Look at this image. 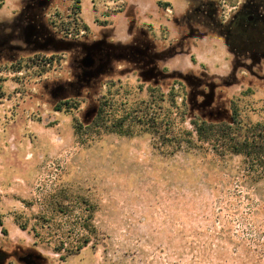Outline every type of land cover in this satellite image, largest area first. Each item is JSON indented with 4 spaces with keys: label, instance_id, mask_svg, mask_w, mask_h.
<instances>
[{
    "label": "rangeland",
    "instance_id": "rangeland-1",
    "mask_svg": "<svg viewBox=\"0 0 264 264\" xmlns=\"http://www.w3.org/2000/svg\"><path fill=\"white\" fill-rule=\"evenodd\" d=\"M33 1L0 0L6 32ZM212 1L219 16L229 15V0ZM192 5L81 0L80 13L78 0H40L33 8L34 21L24 20L13 41L18 52L24 59L37 50L66 57L48 72L0 63L2 250L33 249L42 264H264L263 169L241 155L219 157L208 143L183 141L186 130L196 136V116L231 120L233 101L246 124L264 122V58L246 67L252 58H238L219 33L182 17ZM61 17L80 28L87 22V35H55L51 21ZM82 42L93 52L105 45L112 55L85 72L76 50ZM128 44L140 58L116 61L114 52ZM150 85L166 94L149 110L160 133L138 119L130 134L87 126L103 94L113 122L149 104ZM69 96L79 106L56 109ZM163 131L172 140L163 143ZM88 216L97 228L92 241L67 256ZM3 264L22 263L11 256Z\"/></svg>",
    "mask_w": 264,
    "mask_h": 264
},
{
    "label": "trees",
    "instance_id": "trees-1",
    "mask_svg": "<svg viewBox=\"0 0 264 264\" xmlns=\"http://www.w3.org/2000/svg\"><path fill=\"white\" fill-rule=\"evenodd\" d=\"M168 3V2H167ZM81 13V0H78V6ZM73 18H70L68 21L62 17L59 21L52 20L53 28L64 35L77 36L82 33H87L89 31V25L87 22L84 23L83 28H80L77 23L72 25ZM16 67L18 70H22L28 64L32 66H37V72H48V69L54 65V62L50 57L45 56L38 58H27L19 61ZM181 83L180 88H185V85ZM172 97L175 100L177 93L176 84L172 86ZM149 91L151 93V101L149 104H146L144 108L142 106H135L129 108L130 110L127 114L117 119L116 121H110V110L109 107L112 104H109V98L107 95L103 94L99 98L98 107L96 110L93 119L87 126L89 128L98 127L100 129L107 130L109 132H118L124 134L131 133V124L138 121L146 125L147 130L150 132L160 133L159 123L153 113H149V110L153 106V103H156V99L161 97L163 101L165 99V93L161 91L160 86H149ZM186 98V96H185ZM184 98V106L186 105V99ZM77 98H72L56 103V109L61 108H74L79 106V101ZM231 120H222V121H209L204 119L201 116H196L192 119V124L194 125L196 136L192 131H185L187 138L183 141L187 143L189 147H203V143H208L215 154L219 157H225L227 155H241L245 160L255 164L257 167L263 169L262 174L264 176V122L257 121L253 124H246L241 115L238 104L233 101L231 105ZM186 113V110L185 112ZM140 114L145 115L146 117L140 116ZM130 120L129 125L125 123ZM80 126H83L82 123ZM82 128V127H81ZM174 133V132H173ZM163 143H166L167 140H172L167 136L166 132L162 133ZM4 222L2 216L0 215V227H4ZM81 229L83 232L79 235L77 244L67 248V256L77 254L81 249L89 245L92 241L91 236L96 232L97 228L92 221V217L88 216L83 224H81ZM84 231H86L84 233ZM63 243V242H62ZM64 246V244H62ZM64 248H58V251H63Z\"/></svg>",
    "mask_w": 264,
    "mask_h": 264
},
{
    "label": "flooded vegetation",
    "instance_id": "flooded-vegetation-1",
    "mask_svg": "<svg viewBox=\"0 0 264 264\" xmlns=\"http://www.w3.org/2000/svg\"><path fill=\"white\" fill-rule=\"evenodd\" d=\"M39 1L40 0H35L26 5L19 20L15 21L14 25H10L13 28H11L10 32H6L8 24L0 23V63H2V61L11 62L10 65L12 68H10L14 72H24V69L18 70L14 67L20 63L19 61L24 59V57H22L23 53L18 52L22 48L14 44L13 41L18 40L17 38H19L21 34L23 35L25 28L24 20L28 23L34 21L32 10L37 6ZM229 2L231 4V12L225 17L219 16L218 6L216 2L212 0H193L192 7H190L182 17L190 22L202 24L212 32L219 33L220 36L224 38V42L232 54L238 58H252L254 60L253 64L255 66H252V64L251 66L246 65V67L249 69L251 67H256L260 63L259 61L264 58V0H229ZM17 29L19 30L16 33ZM55 31V35L61 34ZM85 35H87V33H82L77 36H68L64 34L60 36L68 40L78 39ZM136 48L135 45L128 44L121 52H114V56L118 58L116 61H119V58L123 56L138 58L140 55ZM109 49V47L102 45L99 46L96 52H93L89 50L87 44L82 42L76 47V50L80 52L78 63L85 72H90L95 69L99 61L103 60L104 55H112L113 50ZM32 55L33 56L29 58H40L45 56L47 58L50 57L55 62L65 60L66 57L64 52H48L46 50H37ZM147 61L152 62V58L147 59ZM9 66H6V69H9ZM72 98L77 97H63L56 103ZM11 256L17 258L22 264H42L44 259L33 249L18 247L12 253H8L0 248V264H3L6 259Z\"/></svg>",
    "mask_w": 264,
    "mask_h": 264
}]
</instances>
